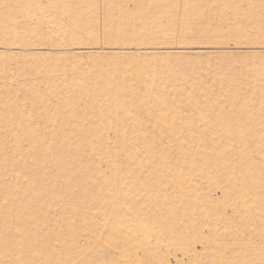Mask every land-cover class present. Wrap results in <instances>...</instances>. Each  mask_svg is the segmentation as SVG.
<instances>
[{"label":"rangeland","instance_id":"obj_1","mask_svg":"<svg viewBox=\"0 0 264 264\" xmlns=\"http://www.w3.org/2000/svg\"><path fill=\"white\" fill-rule=\"evenodd\" d=\"M0 264H264V0H0Z\"/></svg>","mask_w":264,"mask_h":264}]
</instances>
